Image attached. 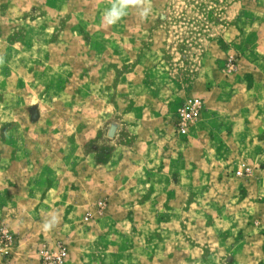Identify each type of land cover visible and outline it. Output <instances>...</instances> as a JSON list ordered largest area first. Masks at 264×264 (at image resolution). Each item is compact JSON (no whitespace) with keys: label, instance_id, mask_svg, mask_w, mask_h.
<instances>
[{"label":"rangeland","instance_id":"rangeland-1","mask_svg":"<svg viewBox=\"0 0 264 264\" xmlns=\"http://www.w3.org/2000/svg\"><path fill=\"white\" fill-rule=\"evenodd\" d=\"M110 6L0 0V264H264V0Z\"/></svg>","mask_w":264,"mask_h":264},{"label":"clouds","instance_id":"clouds-1","mask_svg":"<svg viewBox=\"0 0 264 264\" xmlns=\"http://www.w3.org/2000/svg\"><path fill=\"white\" fill-rule=\"evenodd\" d=\"M129 9H136L142 20H147L151 14V0H111V6L105 9L102 21L111 26L128 15ZM2 63V58H0ZM58 223L57 217L52 216L43 223L45 231H51Z\"/></svg>","mask_w":264,"mask_h":264},{"label":"built area","instance_id":"built-area-1","mask_svg":"<svg viewBox=\"0 0 264 264\" xmlns=\"http://www.w3.org/2000/svg\"><path fill=\"white\" fill-rule=\"evenodd\" d=\"M201 106L200 99H195L190 102V104H187L183 109L181 113L182 117V132L186 133L188 128L187 124L189 121H191L195 115L198 113L199 107ZM246 170H249L247 168L246 164H243V168L238 171V174H244ZM14 240L12 236H0V257L7 255L9 253L8 248L13 244ZM66 255L65 250L59 252L58 254L54 255L53 257H48L50 261L48 263L52 264H59L62 263L64 260V256Z\"/></svg>","mask_w":264,"mask_h":264},{"label":"crops","instance_id":"crops-1","mask_svg":"<svg viewBox=\"0 0 264 264\" xmlns=\"http://www.w3.org/2000/svg\"><path fill=\"white\" fill-rule=\"evenodd\" d=\"M261 118H263V116H261ZM264 122V121H263Z\"/></svg>","mask_w":264,"mask_h":264}]
</instances>
